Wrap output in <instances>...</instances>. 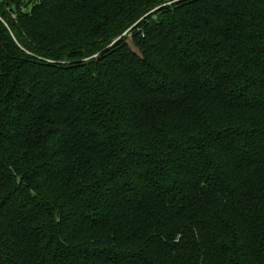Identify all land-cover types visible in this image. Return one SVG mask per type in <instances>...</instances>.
Returning a JSON list of instances; mask_svg holds the SVG:
<instances>
[{
    "label": "trees",
    "instance_id": "trees-1",
    "mask_svg": "<svg viewBox=\"0 0 264 264\" xmlns=\"http://www.w3.org/2000/svg\"><path fill=\"white\" fill-rule=\"evenodd\" d=\"M0 17V264H264V0Z\"/></svg>",
    "mask_w": 264,
    "mask_h": 264
},
{
    "label": "rangeland",
    "instance_id": "rangeland-1",
    "mask_svg": "<svg viewBox=\"0 0 264 264\" xmlns=\"http://www.w3.org/2000/svg\"><path fill=\"white\" fill-rule=\"evenodd\" d=\"M125 34L126 33H124L123 35H124L125 41L127 45L129 46V48L132 49L134 52L138 53V49L133 43L132 36L130 34H126V35Z\"/></svg>",
    "mask_w": 264,
    "mask_h": 264
},
{
    "label": "built area",
    "instance_id": "built-area-1",
    "mask_svg": "<svg viewBox=\"0 0 264 264\" xmlns=\"http://www.w3.org/2000/svg\"><path fill=\"white\" fill-rule=\"evenodd\" d=\"M0 19L3 21V19L0 17ZM4 22V21H3Z\"/></svg>",
    "mask_w": 264,
    "mask_h": 264
},
{
    "label": "snow or ice",
    "instance_id": "snow-or-ice-1",
    "mask_svg": "<svg viewBox=\"0 0 264 264\" xmlns=\"http://www.w3.org/2000/svg\"><path fill=\"white\" fill-rule=\"evenodd\" d=\"M173 2H174V0H173ZM35 195V194H34ZM180 239H182V237H180Z\"/></svg>",
    "mask_w": 264,
    "mask_h": 264
}]
</instances>
